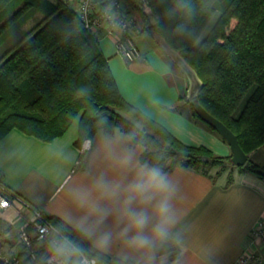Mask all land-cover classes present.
<instances>
[{
  "label": "trees",
  "instance_id": "16d2710c",
  "mask_svg": "<svg viewBox=\"0 0 264 264\" xmlns=\"http://www.w3.org/2000/svg\"><path fill=\"white\" fill-rule=\"evenodd\" d=\"M8 1L0 0V11ZM122 1L137 14L141 32L154 42V34H160L202 80L196 98L186 100L191 116L226 142L196 114L197 101L233 131L246 155L264 144V0H151L153 18L139 2ZM33 9L42 18L0 55V139L14 128L51 141L77 118V146L98 130H120L129 146L143 147L140 162L163 171L180 164L206 172L207 166L217 165L264 178L262 164L247 157L237 166L230 161L231 153L186 145L127 102L97 38L63 0H23L0 24V44ZM49 219L87 255L104 264H123L122 258L94 249L61 219Z\"/></svg>",
  "mask_w": 264,
  "mask_h": 264
},
{
  "label": "crops",
  "instance_id": "0c3cea01",
  "mask_svg": "<svg viewBox=\"0 0 264 264\" xmlns=\"http://www.w3.org/2000/svg\"><path fill=\"white\" fill-rule=\"evenodd\" d=\"M63 1L76 6V0ZM133 40L140 56L126 61L116 53L114 38L106 35L104 29H100L97 38L122 97L180 142L203 145L216 154L228 155V144L191 116L189 104L181 95L180 69L145 33L134 34ZM3 47L6 50L11 45ZM77 122L74 119L62 135L51 141L39 140L14 128L8 131L0 139V178L46 216L57 217L81 232L97 251L122 258L119 245L106 251L95 247L92 232L84 227L85 219L93 222L95 215L89 214L88 206L79 204L77 194L88 193L90 202L97 209H104L110 202L97 190L96 181L103 177L126 186L134 176L133 169H120L107 157L100 145L102 135L123 137L122 144L134 153V162L148 164L139 161L143 147L129 146L120 130H98L82 150L81 145L74 144ZM249 156L264 166V144ZM164 173L175 188L172 203L178 222L174 233L179 235V243L166 244L157 252L154 264H232L251 228L264 217V178L230 166L221 170L217 165L202 172L176 164ZM20 212L22 209L15 202L0 211V231L7 236L3 243L7 251L12 250L15 240L11 221ZM116 228L114 216L100 226Z\"/></svg>",
  "mask_w": 264,
  "mask_h": 264
},
{
  "label": "clouds",
  "instance_id": "9594fccd",
  "mask_svg": "<svg viewBox=\"0 0 264 264\" xmlns=\"http://www.w3.org/2000/svg\"><path fill=\"white\" fill-rule=\"evenodd\" d=\"M123 137L105 134L100 145L107 157L120 169H133L131 181L122 186L103 177L96 188L109 201L97 209L88 193L77 194L79 204L88 206L95 221H84L92 232L94 245L101 251L119 245L123 264H154L157 252L169 242L179 243L174 233L178 217L172 200L175 188L164 171L155 165L136 163L132 151L122 144ZM109 216L115 217L116 230L100 229ZM53 264H89L87 252L76 241L56 231L49 242Z\"/></svg>",
  "mask_w": 264,
  "mask_h": 264
},
{
  "label": "built area",
  "instance_id": "2783aa9c",
  "mask_svg": "<svg viewBox=\"0 0 264 264\" xmlns=\"http://www.w3.org/2000/svg\"><path fill=\"white\" fill-rule=\"evenodd\" d=\"M150 0H139L144 9ZM68 5V4H67ZM73 9L83 26L96 38L100 29L114 38L115 51L126 61L140 56V50L133 40L141 26L136 24V17L129 12L122 0H76ZM88 144V139L81 143V149ZM15 202L22 212L11 221L15 229V250L6 252L3 246L7 238L0 231V258L3 264H53L49 252V242L56 231H60L39 208L31 205L0 178V211ZM89 264H99L93 255H87ZM232 264H264V217L257 220L251 228L248 239L236 260Z\"/></svg>",
  "mask_w": 264,
  "mask_h": 264
},
{
  "label": "water",
  "instance_id": "95a60500",
  "mask_svg": "<svg viewBox=\"0 0 264 264\" xmlns=\"http://www.w3.org/2000/svg\"><path fill=\"white\" fill-rule=\"evenodd\" d=\"M154 39L162 52L181 70L187 80L185 91L186 100H193L202 88L203 82L196 70L180 55L178 50L172 48L160 34H154ZM196 114L208 125L213 127L226 140L230 148V161L234 165H243L247 155L239 145L236 135L221 120L210 114L199 102L193 101ZM0 264L3 260L0 258Z\"/></svg>",
  "mask_w": 264,
  "mask_h": 264
},
{
  "label": "rangeland",
  "instance_id": "374dc122",
  "mask_svg": "<svg viewBox=\"0 0 264 264\" xmlns=\"http://www.w3.org/2000/svg\"><path fill=\"white\" fill-rule=\"evenodd\" d=\"M23 0H9L7 2V4L3 7V9H1L0 11V24L2 22H4L7 18H9L14 11L22 4ZM136 2H139V0H135ZM126 7V4L123 3ZM140 6V5H139ZM141 7V6H140ZM143 11H145L147 14H150V16L153 18L152 14V1L150 0V2L148 3L147 7L144 9L143 7H141ZM132 14L136 15V24H139L141 26V23L138 20L137 14H135L133 11L129 10ZM219 11H216L214 13V15L212 16L211 20H210V24L215 20V18L217 17ZM42 18V13L39 10L33 9L31 10L28 14L25 15V17H23L21 20H19L14 26L16 27L15 31L12 32L11 35H9L5 40H3V42L0 44V55L1 53L5 50V48H1L3 45H5L6 47L14 44L17 40H19L22 36L23 33H25L32 25H34L38 20H40ZM142 29V26H141ZM135 42V41H134ZM138 47V46H137ZM176 66V65H174ZM181 71V70H180ZM180 81H182L181 84V95L182 98L185 97V87L187 85V80L184 76V74L181 72L180 73ZM257 149V148H256ZM255 150V149H254ZM253 151V150H251ZM251 151L247 154V157L251 159V157L249 156V154L251 153ZM230 154V153H229ZM228 154V155H229ZM254 161V160H252ZM256 162V161H254ZM229 165V164H227ZM220 167V166H219ZM227 167V166H225ZM224 167V168H225ZM223 168V169H224ZM207 169H209V167H206V171ZM221 169V167H220ZM5 249V248H4ZM15 247L13 245L12 250H5L6 252H11L14 251ZM99 264H104L100 261H98Z\"/></svg>",
  "mask_w": 264,
  "mask_h": 264
}]
</instances>
